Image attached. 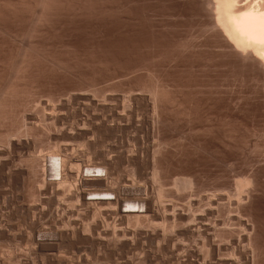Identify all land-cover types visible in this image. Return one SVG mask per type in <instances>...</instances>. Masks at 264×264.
I'll return each instance as SVG.
<instances>
[{"label": "bare ground", "instance_id": "6f19581e", "mask_svg": "<svg viewBox=\"0 0 264 264\" xmlns=\"http://www.w3.org/2000/svg\"><path fill=\"white\" fill-rule=\"evenodd\" d=\"M141 1L143 0H0V144L3 143L5 146L4 149H0V173L5 174L8 183L19 184L24 188L26 185L29 187L26 188L30 190V193L34 189L32 196H30L32 199L36 198L48 206L54 200H57V206L61 207L59 220L57 218L56 221L54 219L53 222H49V228L41 227L48 221H45L46 223L42 221L43 224H41V221L37 219L41 225H35L36 223H31V219L29 222L31 225L26 224L28 226L26 231V228L23 230L24 226L20 228L22 230L19 232L25 231L24 234H19V236L17 234L18 237L11 236V234L8 235L11 237L6 236L8 239L5 242H7L8 247L3 245L5 243L3 242L4 239L0 245L10 249L8 251L3 247L6 252L8 251V254L4 251L5 254L2 248L3 254L0 252L2 256L4 254L8 256H5L6 259H4L0 254V264H23L24 257L21 259L22 255L15 252L18 250V248L15 250V245L20 246L21 243L26 244V247L29 246L35 255L40 256V259L42 258V261L44 260L43 257L48 258L49 254H54V251L59 252V249L66 248L67 250V248H75L79 245L94 250V253L101 255L103 260L107 259L108 261L113 257L121 258L123 255L131 253V251L132 253L133 251L138 252L137 249L141 250L144 255L150 253L151 251L144 250V243L156 242L158 244L157 249L171 252L168 247H170L171 242H174V233L184 235L186 240H197L200 243H198L200 246L197 245L199 247L197 250L192 246L196 251L190 248L191 245L183 249L182 264H264V166L250 168L252 171L249 174L237 179L233 176V193L228 191L225 194L224 191L222 194L214 196L212 193L211 197L199 194L202 191L203 182L198 167L195 168L194 165L188 169L184 168L187 170L185 172L187 179L181 180L176 177L180 182L174 180L175 182L173 181L172 184L174 191H177V189L178 191L179 189L184 190L185 188L189 191L188 189H190L186 205L182 203L184 207L180 208L176 206L177 202L173 203L174 201L172 202L170 199V203L163 201L164 196H173L171 192L169 193L163 188V186L169 184L172 175L169 170L170 164L168 165L170 150L167 146L172 143V141L169 143L167 137L168 121H173L171 120L173 118L177 120L178 117L179 121L183 120L193 125L197 118L204 117L209 121L207 122L208 126H212L215 125L218 118L222 117L225 124H220L219 126H222H218L219 129L217 127V130L220 132V129L225 127L223 131L228 132L227 124L230 123L231 126L238 116V112L245 111L249 107L248 103L238 95L235 88L240 87L236 85L238 83L233 81L234 76V79L231 78L232 74L236 71L241 76V79L238 75V79L235 76L237 82H239V79L241 83L247 82L248 80H245V77H251V80L264 85V0H175L174 3L180 8L179 13H172L175 10L174 5L171 13L169 11H166V14L162 12L164 15L161 16L156 11L159 16L156 14L148 16V14L141 13L138 10L139 4L141 3L142 7L146 5L144 1ZM156 2L163 1L158 0ZM144 3L145 5H143ZM172 3H170L171 6L174 4ZM144 8H147V6ZM187 8L191 9L192 20L190 22L192 21L191 26L194 29L192 30L193 34H190L191 30L188 29V31L190 30L188 32L190 36L194 35L195 42L192 45L190 44L192 42L186 43V41H183L184 39H181V41L178 40L179 38H172L175 33L170 34L171 31L177 30L172 26L178 22L179 18L181 19V16H185L183 12ZM157 10H159V7ZM155 15L156 18H154ZM89 25H92L91 27L99 26L100 33H96L97 27L94 28L95 33L89 31L91 28ZM79 31H82V34H77ZM185 36L183 37L185 38ZM77 38H80L83 42L78 41L79 44H77ZM80 42L83 44L86 42V44L80 45ZM206 55H210V57L208 56L209 59L212 57L213 60L210 59V63H208ZM182 58L189 59V63H185L189 68L188 70H190L188 75L187 72L184 74V71L187 70L184 69L186 66L178 68L181 66ZM141 68H147L146 70L150 72H148L150 76L145 79L146 82L144 83H137V81L134 83L132 80L133 83L129 81L130 83L126 84L129 91L137 89L142 94L137 96H131L130 94V102L127 99V102H129L127 108L129 109H127L128 112L125 115L118 113V110L116 111L115 97L108 95L107 98L106 96L103 97L104 102L101 99L97 102L92 96L86 95V91L84 93L82 91V94L79 91V94L73 88L75 86L78 89L92 88L104 77L124 75L138 71ZM204 68L209 69L210 73V70H212L213 74L216 72L223 74L224 80L221 77V81H218L215 79L216 76H212L215 81L212 80L213 84L210 85V89H206L207 86L204 85L203 77L205 81L208 80V77ZM179 69L183 70L178 72ZM200 76L203 81H199ZM67 81L69 82L66 83ZM245 84H242L241 87ZM71 86L73 89L70 90L74 91L72 94L77 93L78 95H69L68 98L66 97L67 100L65 98V101L62 100L64 97L61 98L62 101L59 100L62 97L61 95H64ZM97 88L91 91L95 93V91L100 90L97 91V96L99 92L102 95L104 91L101 92V90L103 88ZM240 90L245 92L243 91L244 88ZM42 97H46L50 101V105L51 102H56L55 106L53 104L50 106L51 111L47 110L49 109L48 104H44L48 101L41 102V100H44L41 99ZM248 97L250 98L249 95ZM105 100L114 101L115 103L113 105L105 104ZM35 103L39 105H34ZM73 104L76 106L73 107ZM33 105L34 109H37L36 106L41 105L46 112L56 111L55 114L52 112V115L46 118L53 122L46 128L45 137L49 142V146L47 145L49 149L45 150L48 152L46 155L41 153V157L39 155L37 158H35L36 155L32 153V150L44 142V137H41L44 133L41 132H45V128H43L44 131L41 129L39 131L37 126L35 128L34 125L39 120L37 119L38 121H35L34 124L32 121L36 120L37 116L42 113L41 110L44 109H41L40 106L36 111H33ZM142 106L143 109L145 108L153 114V119L151 117V132H149L150 134L144 132L147 134L146 136L150 135L151 138H155L156 143H152L154 146L151 145V149L146 146V148H140L139 150L135 149L137 151L130 153V155L129 153L128 155L122 154V152L114 149L116 144L114 147L108 146V150H104L105 148L101 150L100 148L106 145H103L104 142L111 139L116 132L126 129L129 131L128 128H132V122L134 123L137 119L135 118L133 121L134 113ZM45 110L44 114H46ZM61 111L69 114L72 120H75V125L72 123L70 130L68 128L63 130L64 127L56 129L58 132H54L52 128L51 133L50 127L54 126L56 128L68 118V115L65 114L64 116ZM244 111L242 112L244 113ZM84 112H87L88 116L85 117ZM36 113H38L37 116ZM239 115L241 116V114ZM83 116L84 118L81 119ZM41 117H43L41 120L46 123V120L44 121L45 115L38 116L39 119ZM219 120L221 122L222 119ZM246 121L248 122V120ZM81 122L83 125L85 123L86 127H81ZM141 122L144 123L145 121L142 120ZM135 124L137 123L135 122ZM139 124L140 122L137 125ZM59 128L61 127L59 126ZM133 128L136 134L141 132V127L135 125ZM67 129L68 131H66ZM144 132L142 135L145 136ZM222 132H220V136L217 134L219 136H217L218 140L227 138V135H224L225 138L220 139ZM198 134H201V131ZM207 134L210 136V131ZM214 135L216 133L212 136ZM204 136H202L203 140L201 137H196L199 138L198 144L193 142L194 145H192L191 143L190 151H187L188 161L198 159V152H201L199 150L205 149L201 142L204 139L208 140L209 138L205 137L209 136ZM230 138L228 136L227 141ZM38 140L42 142L37 144ZM225 141H222L224 145H226ZM76 142L78 144L82 143V146H80L83 151L75 150L74 147L76 146L72 147L70 144ZM188 143L190 144V142ZM241 145L243 146V144ZM216 146L222 148L219 144ZM30 151H32L33 156L35 155L34 157ZM112 152L118 154L112 156ZM254 154L251 156H254ZM179 157L177 156V158ZM146 163H149L152 181L157 184V187L154 186V188L156 187L155 192L151 191L152 186L148 191L143 184L142 186H136L133 182L134 185L128 186L127 183L123 184V180L121 182L119 175L121 176L123 173L120 174L119 170L123 164L127 167V174L131 175L132 179L135 176L139 179V177L144 176L143 171L146 168H144V165H147ZM20 164L25 167H20ZM147 172H149L148 169ZM236 175L238 176V172ZM211 182L213 183V181ZM173 188L171 187L172 190ZM23 193L25 192L23 191ZM36 199L34 202H36ZM22 203L24 204L23 201ZM65 203L67 207L63 206ZM27 208L29 210V206ZM28 210H26L27 215ZM40 210L37 211L40 213ZM20 211L24 213L23 209ZM48 212L50 211L48 210ZM57 212H59V209ZM40 214L43 216L45 213ZM73 214L79 216L84 222L88 219H91V222L82 223L83 220L81 219L79 222L78 218H73ZM29 215L31 217L30 213ZM8 216L10 217V215H7V218ZM2 226L0 225V228ZM20 229L17 228V231ZM2 230H0V236L5 238V233ZM17 231H14L13 235H16ZM128 236L130 239H126ZM2 238L0 239L2 240ZM178 242L180 243V241ZM171 245L175 249L179 248L176 243H171ZM19 250L18 252H20ZM221 251L228 253L231 258L229 256L228 258L219 256L223 254V252L220 253ZM37 256L33 254V257ZM52 256L55 255H51L50 258L54 261L53 259L56 258H52ZM58 258L59 256H57L56 261L60 260ZM60 258L66 261L62 257ZM200 258L203 259L202 262H196ZM34 259L36 260V258ZM61 260L59 264L62 263ZM74 261L76 264L77 260ZM95 261H93V264ZM106 261H103L105 263L102 262V264H107ZM80 262L78 264H81ZM37 263L35 262V264ZM128 264L136 263L130 261Z\"/></svg>", "mask_w": 264, "mask_h": 264}, {"label": "rangeland", "instance_id": "374dc122", "mask_svg": "<svg viewBox=\"0 0 264 264\" xmlns=\"http://www.w3.org/2000/svg\"><path fill=\"white\" fill-rule=\"evenodd\" d=\"M145 3H146V5H145V3L143 4V5H145L144 7H146L147 6V8H144V7H142V5H141V3L139 4V6H138V10L141 12V13H145V14H148V16H150V15H154V14H156L157 15V13L156 12H158V14L161 16L163 13H167L166 11H169L170 13H171V11L173 10V8L175 9V10H173L172 11V13H179V7H177L176 6V4L174 3V2H176L175 0L174 1H170V0H160V1H163V2H156V1H158V0H154L153 2L151 1L150 2V0H143ZM143 1H141V2H143ZM150 3H149V2ZM168 1H170V2H168ZM171 2H173L172 4V6H171ZM150 5H149V4ZM158 3V5L156 6V4ZM155 4V5H154ZM169 4V5H168ZM175 5V6H174ZM169 6V7H168ZM174 6V7H173ZM157 7V9H158V7H159V10H157V9H155ZM142 8H144V9H142ZM176 8H178L177 10H176ZM146 9V10H145ZM170 9V10H169ZM191 10V9H190ZM188 8L187 9H184V12H183V14L186 16H181V19L179 18V20H178V22H176V23H174L175 25H173L172 27H175V29H177V30H179V31H177V30H173L172 29V27H170L173 31H171L170 32V34L172 35L173 33H175L174 35H172V38H175V39H178V40H181V39H184L183 41L185 42L186 41V43H190V42H192V43H190L191 45L192 44H194V42H195V39H194V35H191L190 36V34H193V31L192 30H194L193 29V26H191V22H190V20H192L191 19V11H190ZM156 11V12H155ZM176 11V12H175ZM178 11V12H177ZM163 12V13H162ZM188 13V15H186ZM156 15H155V17L154 18H156ZM159 15H157V16H159ZM164 15V14H163ZM184 17V18H183ZM189 17V18H188ZM157 18H159V17H157ZM183 18V19H182ZM186 18V19H185ZM188 20V21H187ZM181 22V23H180ZM187 22V23H186ZM178 23V24H177ZM189 23V24H188ZM92 25H89V27H91ZM179 26V27H178ZM96 27H97V29H96ZM96 27L94 26V27H91L90 29H89V31H92V33H95V29H96V33L98 34V33H100V30L98 29V27L99 26H97L96 25ZM190 27V28H189ZM95 28V29H94ZM192 28V29H191ZM92 29V30H91ZM180 29H182V30H180ZM183 29H187V30H183ZM188 29H190L191 30V32H189L188 31ZM99 30V31H98ZM98 31V32H97ZM175 31V32H174ZM177 32V33H176ZM184 32V33H183ZM188 34H187V33ZM88 33V32H87ZM186 33V34H185ZM77 34H82V31H79V33H77ZM184 34V35H183ZM180 35V36H179ZM186 35V36H185ZM189 35V36H188ZM179 36V37H178ZM183 36H185V38L183 37ZM191 37H193V38H191ZM192 39H194V40H192ZM174 40V39H173ZM190 40V41H189ZM78 41H82L80 38H77V41H76V43L77 44H79V42ZM182 41V40H181ZM83 42V41H82ZM82 42H80V45H85L86 44V42L83 44ZM82 43V44H81ZM207 56V60L209 61H207L208 63H210V59L211 60H213L212 59V57L209 59V57H210V55H206ZM205 56V57H206ZM209 56V57H208ZM188 58H182V63H181V66L180 67H178V68H183V67H185L184 69H187L186 71H184V74H185V72H187V75H188V71H190V70H188L189 68H188V66L187 65H185V63L186 64H188L189 62V59L187 60ZM205 59V60H206ZM164 67H166V66H164ZM163 67V68H164ZM208 68V67H207ZM147 69V68H146ZM145 68H141L140 70H138V71H135V72H131V73H127V74H124V75H110V76H108V78L107 77H104V79L102 78L101 79V81L100 82H98L97 83V85L96 86H94V87H92V88H83V89H78L76 86L75 87H73V88H75L74 89V91L75 92H77V93H79V91H80V93L82 94V91H83V93L85 92L86 93V95L88 94V96L90 95V96H92V98H94L95 99V101H100V99H101V101L102 102H104V99H103V97H105L106 96V98L107 97H109L108 95H110V97H115L116 98V103L114 102V101H111V102H113V103H111V102H109L108 100H105V104L107 103H109V104H111V105H113L114 103L116 104L115 106H116V111L118 112V113H121V114H127V112H128V110L127 109H129V108H127V106H129V102H130V98H131V96H137V95H141L142 93L139 91V90H137V89H134L133 91L131 90V91H129L126 87V84L128 85L130 82H132L133 83V81H134V83L137 81V83H144V82H146L145 81V79H148L149 78V76H150V72L148 73L147 72V70H146ZM165 69H167V67L165 68ZM205 69V68H204ZM180 70V71H179ZM178 70V72H181L183 69H179ZM207 70H208V72H207ZM205 69V72L207 73V75L205 74V72H204V76L206 75L207 77H208V80H207V77H206V80L207 81H205V78L203 77V75H201L202 77H203V79H204V85L205 86H207L206 87V89H210V85L211 84H213V81L212 80H214V78L212 77V76H216V80H218V81H221V79H223L224 78V75L222 74L221 75V73L219 74L218 72H216V73H218V75H216V73H212V70H210L211 71V73L209 72V69ZM143 71H145V72H143ZM139 72H141V73H139ZM139 73V74H138ZM143 73H144V75H143ZM209 73V74H208ZM237 73V74H236ZM149 74V75H148ZM183 74V73H182ZM211 74V75H210ZM234 74V75H233ZM232 74V79H236V77H237V75H238V77H240V79H241V76L239 75V73L238 72H236L235 71V73H233ZM140 75V76H139ZM142 75V76H141ZM210 75V76H209ZM112 76V77H111ZM115 76V77H114ZM131 76V77H130ZM200 76V78H198L199 79V81H203V79H202V77ZM233 76H234V78H233ZM236 76V77H235ZM141 77V78H140ZM212 77V78H211ZM222 77V78H221ZM238 77H237V79H238ZM210 78V79H209ZM221 78V79H220ZM111 79H113V80H111ZM140 79H141V81H140ZM233 80L235 83H238V84H236L238 87H240V88H237L236 87V85H235V89L237 90V92H238V95L239 96H241L245 101H246V103H248V105H249V107H248V109L246 108V110L244 111V110H242V111H244V113L242 112V111H239L238 112V116L237 117H239L240 115L239 114H241V116H240V118H238L237 119V117L235 118V122L233 121L232 122V124H231V126H230V123L229 124H227V128H229V131L227 132H225V131H223L224 129H225V127H224V129L222 128V129H220V132H222L221 133V138L220 139H224L225 138V136L227 135V138L225 139V140H218V138H217V136L219 135L220 136V132L217 130V127L220 125V124H225V122H224V119L222 118V117H220L222 120H221V122H219L220 120V118H218V120H217V122L215 123V125H212V126H208V123L207 122H209L208 121V119H204V117H201L200 119L199 118H197L198 119V121H197V119H196V121L193 123V125L192 124H190V123H187V122H184L183 120L182 121H179V118L177 117L176 119L177 120H175V118H173V119H171V120H173V121H168V124H167V126H169V128H166V130H167V137H168V141H169V143H171V141H172V143L169 145V146H167V147H169V150H170V153H169V155H168V158H169V163H168V165H169V170H170V172L172 173V175H171V183L169 182V184L167 185H165V186H163V188L166 190V191H168L169 193L171 192V194H173V196L171 195H166L167 197H165L164 196V198H163V201H165L166 203L167 202H171V201H169V199L170 200H172V202L173 203H176V206H178V207H184V205L183 204H185L186 205V203H187V195L189 194V191H190V189H188L189 191H187L186 190V188L183 190V189H179V191H178V189H177V191L175 190L174 191V188H173V181L175 180V181H178L179 179H181V180H185V179H187V177H186V175H185V172L187 171L186 169H184V168H191L192 166H194L195 168H197V169H199V171H200V175H201V179H202V191H201V193H199L200 195H203V196H209V197H211V194L214 196V195H217V194H222L224 191H225V194H227V192L229 191V192H231V193H233V188H232V183H233V181H234V177H235V179H237V178H239V177H242V176H246L247 174H249L251 171H252V169H254L255 167L256 168H258L260 165L261 166H264V114H263V112H264V85L262 86V85H260L261 83H256L254 80H251V77H245V80H248L247 82L246 81H244V83H241V81H240V79H239V82L241 83V85L239 86V82H237L236 80ZM107 80V81H106ZM133 80V81H132ZM224 80V79H223ZM105 81V82H104ZM130 81V82H129ZM140 81V82H139ZM212 81V82H211ZM215 81V80H214ZM251 81H253V82H251ZM69 81H67L66 83H68ZM104 82V83H103ZM129 82V83H128ZM211 82V83H210ZM217 82V81H216ZM245 82H246V84H245ZM72 83V82H71ZM120 83V84H119ZM206 83H210L209 85H207ZM234 83V84H235ZM108 84V85H107ZM112 84V85H111ZM242 84H245L243 87H241L242 86ZM257 84V85H256ZM101 85V86H100ZM121 85V86H120ZM247 85H249L247 88H246V86ZM110 86V87H109ZM112 86V87H111ZM114 86H115V88H114ZM98 87V88H97ZM108 87V88H107ZM125 87V88H124ZM257 87V88H256ZM72 88V86L68 89V91L64 94V95H66V96H64V95H61L62 97H60L59 98V100H61V98H63L62 100L63 101H65V98L67 97H69V95L71 96V95H78L77 93H75V94H72V92L74 93V91H71L70 89H73ZM76 88L78 89L77 91H76ZM94 88V89H93ZM96 88L97 89H102L101 90V92L102 91H104L103 93H102V95H101V93L99 94L98 93V96H97V91H100V90H97V91H95V93L93 92L94 90H96ZM107 88V89H106ZM113 88V89H112ZM242 88V90H243V88L245 89V90H243V91H245V92H242L240 89ZM93 89V91H91ZM120 89V90H119ZM248 89V90H247ZM88 90H90V91H88ZM108 90H110V91H108ZM253 90V91H252ZM255 90H256V92H255ZM70 91H71V93H70ZM249 91V92H248ZM69 92V94H67ZM88 92V93H87ZM90 92V93H89ZM115 92H116V94H115ZM138 92V93H137ZM248 92V93H247ZM79 93V94H80ZM242 93V94H241ZM246 93V94H245ZM251 93V94H250ZM113 94V95H112ZM122 94V95H121ZM130 94H131V96H130ZM133 94V95H132ZM244 94V95H243ZM259 94V95H258ZM68 95V96H67ZM94 95H96V96H94ZM112 95V96H111ZM243 95V96H242ZM248 95L250 96V98L248 97ZM251 95H253L252 96V98H251ZM258 95V96H257ZM261 95V96H260ZM118 96H120L119 98H118ZM98 97V98H97ZM127 97V98H126ZM130 97V98H129ZM245 97V98H244ZM256 97V98H255ZM67 98H66V100H67ZM97 98V99H96ZM247 98V99H246ZM258 98V99H257ZM41 99H44V100H41V102L43 101V103L45 102V101H48V102H45L44 104L45 105H47L48 104V106H49V109H47V110H49V111H51L50 110V106L53 104V106H55L56 105V102H51V105L49 104V100L46 98V97H42ZM47 99V100H46ZM103 99V100H102ZM118 99V100H117ZM127 99H128V101L129 102H127ZM61 100V101H62ZM120 100V101H119ZM255 100V101H254ZM263 100V101H262ZM125 102V103H124ZM38 103V102H37ZM37 103H35L34 105H39V104H37ZM57 103H58V101H57ZM44 104H41L42 106H45ZM121 104V105H120ZM34 105H33V111H36L38 108H40V106H36L35 108H37V109H34ZM75 104H73V107H75L74 106ZM41 106V109H44L45 110V108L44 107H42ZM52 106V107H53ZM119 106V107H118ZM142 109H143V106L138 110V112H137V110L135 111L136 113H134V119H133V121L135 120V118H137L135 121H134V123L132 122V128L136 125V126H138V127H141V132H137V134H136V131H135V129L133 128H128L129 129V131L126 129V130H122V131H118V132H116V134L115 135H113L112 136V138L111 139H109V140H107L106 142H104V144L103 145H105V146H102L100 149L101 150H103L104 148V150H108V146H112V147H114V145H115V147L116 148H114V149H117L119 152H122V154L123 153H125V155H128V153H129V155H130V153H133V152H135V151H137V150H139L140 148H144L145 146L146 147H149L150 149L152 148V147H150L151 145L152 146H154L152 143H156V140H155V138H151L150 137V135L149 136H146L149 132H151V129H152V119H153V114H151V112H148L147 111V109H143V113L141 112L142 111ZM31 110V111H32ZM44 110L42 111L41 110V112H39V113H41L40 115H38V116H42V115H45V117H44V121L46 122V123H44L41 119H43V117H41L40 119L38 118V116H37V114L38 113H36V116H37V118H36V120H34V121H32V123L34 124L35 123V121H38V122H36V124H34L35 125V128H36V126H37V128H38V130L39 129H41L42 131H44V129L43 128H45V132H41V133H44V135L43 136H41L42 138L44 137V139H43V141L44 142H42V141H39L37 144H40L41 142V147H40V145H38V146H36V148L34 149V150H32V151H30V153L32 152V153H34L35 155V158H37L39 155V157H41V153H42V155L44 154V155H46V153L48 152L47 150L49 149V145H48V141L46 140V137H45V135H46V128H47V126H49V124H52L53 122L51 121V120H48V119H46L47 117L49 118V116L50 115H52V112L55 114L56 113V111H53L52 110V112H46V110H45V112H46V114H44ZM145 110V111H144ZM32 111V112H33ZM257 112V113H256ZM35 113V112H34ZM49 113H51V114H49ZM61 113H63L62 111H61ZM256 113V114H255ZM49 114V115H48ZM64 114V116H65V114H66V116L68 117V118H66L64 121H63V124H61V125H59L61 128H59V126H57L56 128H54V126H52V125H50V126H52V127H50V129H51V133H52V131L54 130V132L56 131V132H58V130H56V129H62V127H64L63 128V130L65 129V128H68L69 130H70V128H71V126L73 125L72 123H74V125H75V120L73 119L72 120V118L69 116V114H67L66 112H64L63 113ZM84 114V116L86 117V116H88L87 115V112L85 113H83ZM136 114V115H135ZM146 114V115H145ZM150 114H151V116H150ZM141 115V116H140ZM170 115H172V114H170ZM245 115V116H244ZM84 116L83 117H81V119L82 118H84ZM255 116V118H253ZM63 117V116H62ZM145 117V118H144ZM151 117H152V119H151ZM144 118V119H143ZM150 118V119H149ZM38 119V120H37ZM139 119H141L140 121H138ZM148 119V120H147ZM202 119V120H201ZM242 119V120H241ZM252 119H254V120H252ZM80 120V119H79ZM145 121L144 123L143 122H141V121ZM206 120V122H204V121ZM246 120H248V122L246 121ZM260 120V121H259ZM42 121V122H41ZM51 121V122H50ZM238 121V122H237ZM240 121V122H239ZM135 122L138 124L139 122H140V124L142 123V125H137V124H135ZM170 122V123H169ZM179 122H180V124H179ZM237 122V123H236ZM250 122V123H249ZM148 123V124H147ZM182 123V124H181ZM206 123V124H205ZM42 124H44V125H42ZM135 124V125H134ZM190 124V125H189ZM196 125V127H194L193 128V126H195ZM207 125L206 127H207V129H205L206 127H204L205 125ZM242 124V125H241ZM71 125V126H70ZM147 125V126H146ZM254 125V126H253ZM44 126H46V127H44ZM66 126V127H65ZM69 126V127H68ZM80 126L82 127H86V125H85V123H84V125H83V123L81 122V124H80ZM79 126V127H80ZM145 126V127H144ZM178 126V127H177ZM189 126V127H188ZM191 126V127H190ZM222 126V125H221ZM221 126H219V127H221ZM40 127H42V128H40ZM219 127H218V129H219ZM233 127V128H232ZM52 128H53V130H52ZM142 128H146L145 130L144 129H142ZM191 128V129H190ZM204 128V129H203ZM50 129L48 130L49 132H50ZM68 129L66 130V131H68ZM132 131H131V130ZM186 129V130H185ZM204 130V132H203V130ZM142 130H143V132H144V134H145V136L144 135H142L143 134V132H142ZM150 130V131H149ZM198 130H200L201 131V134H198V133H200V131H198ZM222 130V131H221ZM247 130V131H246ZM254 130V131H253ZM40 131V130H39ZM169 131V132H168ZM209 131H210V136L207 134V133H209ZM211 131H214V132H212L211 133ZM245 131V132H244ZM249 131V133H247ZM135 132V133H134ZM188 132V133H187ZM198 132V133H197ZM219 132V133H218ZM252 132V133H251ZM216 133V135H214V136H212L213 134H215ZM246 133V134H245ZM47 134H49V133H47ZM130 134V135H129ZM132 134V135H131ZM150 134V133H149ZM188 134H190V135H188ZM195 134H196V136H195ZM218 134V135H217ZM139 135V136H138ZM142 135V136H141ZM209 136V137H205V136ZM225 135V136H224ZM248 137H247V136ZM250 135V136H249ZM191 136V137H190ZM202 136H204L205 138H209L208 140L207 139H204V141H202L201 142V139L203 140V137ZM215 136H216V138H215ZM218 136V137H219ZM224 136V137H223ZM228 136L229 137H231L230 139H229V141L231 140V142H229V141H227V139H228ZM138 137V138H137ZM139 137H141L140 138V140H139ZM145 137V138H144ZM148 139H147V138ZM181 139H180V138ZM196 137H201V139H200V141H199V144H200V142L202 143V145L204 146V148L205 149H203L202 148V150H199V151H201V152H198V155H199V157H198V159H196L195 161H197V162H195V161H188V158H189V155H187V151H190V148H191V146L192 145H194V144H198V140H199V138H196ZM211 137H213V138H211ZM245 137H247V138H245ZM89 138H91V137H89ZM135 138V139H134ZM144 138V139H143ZM191 138H192V140H191ZM196 138V139H195ZM217 139L218 141H216L215 139ZM249 138V139H248ZM247 141H246V140ZM42 140V139H41ZM46 140V141H45ZM142 140V141H141ZM146 140V141H145ZM148 140H150V142H148ZM155 140V141H154ZM178 140V141H177ZM181 140V141H180ZM182 140H184V141H182ZM249 140V141H248ZM207 141V142H206ZM219 141H225V144L226 145H224V143L221 145V142L219 143ZM235 143H234V142ZM47 144H46V143ZM110 142V143H109ZM143 142V143H142ZM183 144H182V143ZM188 142H190V144L188 143ZM193 142H194V144H193ZM204 142V143H203ZM217 142V143H216ZM246 142V143H245ZM50 143H52V142H50ZM111 143H113V144H111ZM122 143V144H121ZM179 143V144H178ZM188 143V144H187ZM191 143H192V145H191ZM205 143H208V144H205ZM230 143V144H229ZM2 144V147L0 148L1 150H2V148L4 149L5 148V146H4V144L3 143H1ZM1 144H0V146H1ZM43 144V145H42ZM46 146H45V145ZM71 145H72V147H74V146H76V147H74V149L75 150H78V151H83V149H82V143H80V144H78L77 142L74 144V143H70ZM109 144V145H108ZM119 144H120V146H119ZM147 144V145H146ZM175 146H174V145ZM177 144V145H176ZM220 145L222 148H217V146L216 145ZM241 144H243V146L241 145ZM245 144V145H244ZM48 145V146H47ZM77 145H79V146H77ZM81 145V146H80ZM171 145H173L172 147H171ZM183 146V147H181V146ZM189 145V146H188ZM206 145V146H205ZM45 146V147H44ZM177 146V147H176ZM259 146V147H258ZM48 147V148H47ZM107 147V148H106ZM119 147V148H118ZM134 147V148H133ZM145 147V148H146ZM211 147V148H210ZM214 147V148H213ZM44 148V149H43ZM84 148V147H83ZM173 148V149H172ZM213 148V149H212ZM216 148H217V150H216ZM229 148V149H228ZM247 148V149H246ZM261 148H262V150H261ZM45 149H47V150H45ZM81 149V150H80ZM121 149V150H120ZM127 149V150H126ZM135 149H137V150H135ZM148 149V148H147ZM181 150L180 152H178L179 150ZM184 149V150H183ZM215 149V150H214ZM123 150V151H122ZM174 150V151H173ZM185 150H186V152H185ZM127 153H126V152ZM176 151V152H175ZM184 151V152H183ZM234 151H236V152H234ZM250 151H251V154H250ZM253 151V152H252ZM261 151V152H260ZM173 152V153H172ZM175 152V153H174ZM178 152V153H177ZM254 152H255V154H254ZM31 153V154H32ZM113 153V152H112ZM116 153V152H115ZM113 153V154H111L112 156H115V155H117L118 153ZM202 153V154H201ZM232 153V154H231ZM174 154H177V155H174ZM188 154H189V152H188ZM226 155V156H224V155ZM250 154V155H249ZM254 154V156H251V155H253ZM197 155V156H198ZM243 155V156H242ZM249 155V156H248ZM32 156H33V154H32ZM33 156V157H34ZM169 156H171V157H169ZM177 156L179 157V158H177ZM197 156H196V158H197ZM210 156V157H209ZM217 158H216V157ZM219 156V157H218ZM222 156V157H221ZM258 156H263V157H258ZM184 157V158H183ZM225 157V158H224ZM172 158H173V160H172ZM187 160H186V159ZM171 159V160H170ZM178 159V160H177ZM183 159V160H182ZM214 159H216V160H214ZM218 159V160H217ZM246 159V160H245ZM260 159V160H259ZM176 160V161H175ZM185 160H186V163H185ZM190 160V159H189ZM209 160V161H208ZM211 161V162H210ZM222 161V162H221ZM237 161V162H236ZM16 163H17V161H15ZM149 163H150V161H148ZM171 162V163H170ZM219 162V163H218ZM149 163L147 164V165H144V173H143V175L144 176H142V178L141 177H139V179L137 178V176H135L133 179H132V176L131 175H129V174H127L128 173V171L126 170V168L127 167H125V165L123 164L122 166H124V167H120V170H119V173L120 174H122L121 176L119 175V177H120V180H121V182H122V180H123V184H126L127 183V185L129 186V185H134V183L133 182H135V185L136 186H142V184H143V186H145L146 188H147V190L149 191L150 189H151V186H152V192L154 191L155 192V190H156V187H157V184H156V182L154 183V181H152V179H151V169H150V167H149ZM213 163V164H212ZM263 163V164H262ZM18 164V163H17ZM16 164V165H17ZM188 165V167H187V165ZM21 165V164H20ZM178 165V166H177ZM234 165V167H232ZM256 165H258V166H256ZM25 167L24 165H21L20 167ZM181 166V167H180ZM229 166V167H228ZM250 166V167H249ZM260 166V167H261ZM180 167V168H179ZM246 167V168H245ZM173 168V169H172ZM182 168V169H181ZM250 168H252L251 170H250ZM123 171H122V170ZM147 169H148V171L149 172H147ZM175 169V170H174ZM178 169V170H177ZM183 169H184V171H183ZM233 169H235V170H233ZM242 169V170H241ZM248 169V170H247ZM183 172H182V171ZM225 170H228V171H225ZM181 171V172H180ZM235 171V172H234ZM241 171V172H240ZM147 172V173H146ZM177 172V173H176ZM212 172V173H211ZM238 172V176L236 175V173ZM204 173V174H203ZM211 173V174H210ZM234 175H233V174ZM176 174V175H175ZM206 174V175H205ZM219 174V175H218ZM224 174V175H223ZM226 174V175H225ZM240 174V175H239ZM244 174V175H243ZM125 175V176H124ZM129 175V176H128ZM2 176V177H1ZM148 178H147V177ZM207 176V177H206ZM212 176V177H211ZM230 176V177H229ZM234 176V177H233ZM176 177L177 178H179V179H176ZM185 177V178H184ZM6 177H5V174H3V173H0V225L2 226H4V228H3V226L0 228V230H2V232L3 233H5V238H2L1 236H0V238H2V240L0 239V242L1 241H3V239H4V241L3 242H5V240H7L8 238L7 237H11V236H15V237H18L19 236V234H24V232L27 230V228H28V226L26 225L27 223H28V225H31V223H36L35 225H38L39 224V222L41 223V224H43V222L44 223H46L47 221H48V223H46V224H43V225H41V224H39V225H41V227L42 226H44V227H50V223H51V221L53 222L54 221V219H55V221L57 220V218H58V220H59V218H60V214L59 213H61V207L60 206H57L58 205V201L57 200H54L51 204H49V206L46 204V203H44L43 204V202L42 201H39L38 199H36V202H34L35 201V199L33 200L32 199V197H30V196H32V194H33V190H31V193H30V190L29 189H27V188H29L28 186H26L25 185V188L22 186V185H20L19 186V184H14V183H8V181H6L7 180V178L5 179ZM175 178V179H174ZM219 178V179H218ZM132 179V180H131ZM142 179V180H141ZM211 179V180H210ZM214 179V180H213ZM223 179V180H222ZM232 179H233V181H232ZM132 182H131V181ZM135 180V181H134ZM144 180H145V182H144ZM228 180V181H227ZM231 180V181H230ZM139 181H140V183H139ZM174 181V182H175ZM211 181H213V183L211 182ZM224 181V182H223ZM226 181V182H225ZM137 182H138V184H137ZM150 182V183H149ZM179 182H180V180H179ZM230 182H231V184H230ZM131 183V184H130ZM146 183V184H145ZM154 183V184H153ZM212 183V184H211ZM217 185H216V184ZM149 184H151V185H149ZM220 184V185H219ZM9 185V186H8ZM211 185V186H210ZM223 185V186H222ZM2 186V187H1ZM17 186H19L18 188H17ZM154 186H156L155 188H154ZM221 186V187H220ZM25 189H23V188ZM27 187V188H26ZM171 187L173 188V190L171 189ZM209 188V190H208V188ZM214 187V188H213ZM215 187H218V188H215ZM229 187H230V190H229ZM11 188V189H10ZM149 188V189H148ZM154 188V189H153ZM205 188V189H204ZM20 191H19V190ZM32 189V188H31ZM5 190V191H4ZM8 190V191H7ZM14 190V191H13ZM29 190V191H28ZM172 190V191H171ZM220 190V191H219ZM7 191V192H6ZM13 191V192H12ZM19 191V192H18ZM23 191L25 192V193H23ZM28 191V192H27ZM187 191V192H186ZM204 191V192H203ZM211 191V192H210ZM222 191V192H221ZM18 192V193H17ZM21 192V193H20ZM177 192H179V193H177ZM183 192V193H182ZM186 192V193H185ZM210 192V193H209ZM218 192V193H217ZM17 193V194H16ZM26 193H28L27 194V196L29 197H27V196H25V194ZM6 194H7V196H6ZM31 194V195H30ZM184 194V195H183ZM209 194V195H208ZM5 195V196H4ZM12 195V196H11ZM17 195V196H16ZM20 195V196H19ZM21 195H23V196H21ZM3 196H4V198H3ZM9 196V197H8ZM26 197V199H24L25 197ZM2 197V198H1ZM23 197V198H22ZM173 197V198H172ZM178 197V198H177ZM32 200H31V199ZM41 198H42V196H41ZM172 198V199H171ZM177 198V199H176ZM15 199H17V200H15ZM165 199V200H164ZM180 201H179V200ZM20 200V201H19ZM31 200V201H30ZM38 200V201H37ZM5 201V202H4ZM18 201V202H17ZM22 201L24 202V204L22 203ZM57 201V202H56ZM32 202V203H31ZM34 202V203H33ZM38 202H40V203H38ZM55 202V203H54ZM178 202H180V203H178ZM19 203H21V204H19ZM27 203V204H26ZM31 204V206H30V204ZM183 203V204H182ZM35 206H34V205ZM37 204V205H36ZM46 204V205H45ZM66 204V203H65ZM63 205L64 207H67V204L66 205ZM22 205V206H21ZM27 205V206H26ZM40 205V206H39ZM44 205H45V207H44ZM57 207H56V206ZM15 206V207H14ZM16 206H19L18 208L16 207ZM29 206V210H28V207ZM54 206V207H53ZM124 207L126 206V205H123ZM23 207V208H22ZM30 207H32L33 209H31ZM39 207H41V208H39ZM24 208L26 209V210H28V215L26 214V210L24 211ZM35 208H38V209H35ZM44 210H43V209ZM49 208V209H48ZM23 209V212L24 213H21V211L20 210H22ZM41 209V210H40ZM51 209V210H50ZM54 209V210H53ZM56 209V210H55ZM59 209V212H57V210ZM201 209H203V208H201ZM9 210V211H8ZM35 210V211H34ZM37 210H40V213H45V214H43V216H41L42 214H40L39 213V211H37ZM48 210L50 211V212H48ZM4 211V212H3ZM16 212V214H15V212ZM19 211H20V213H19ZM37 211V212H36ZM45 211V212H44ZM52 211H54V212H52ZM3 213V214H2ZM8 213V214H7ZM29 213L31 214V217H30V215H29ZM36 215H35V214ZM48 213V214H47ZM52 213V214H51ZM57 215H56V214ZM21 214H26L25 216H26V218H25V216L24 215H21ZM50 214V215H49ZM59 214V215H58ZM76 214V213H75ZM75 214H73V218L75 219H77L78 218V220H79V222L81 221V220H83V219H81L79 216H77V215H75ZM7 215H10V217L8 216V218H7ZM12 215V216H11ZM15 217H14V216ZM34 215V216H33ZM39 215V216H38ZM16 216H19V217H16ZM36 216V217H35ZM41 216V217H40ZM47 216V217H46ZM49 216V217H48ZM56 218H55V217ZM77 216V217H76ZM3 217V218H2ZM13 217H14V219H13ZM20 217H22V218H20ZM29 217H30V219H29ZM72 217V216H71ZM1 218H2V221H1ZM9 218H11V219H9ZM17 218V219H16ZM20 218V219H19ZM28 218V219H27ZM47 220H46V219ZM50 218V219H49ZM53 218V219H52ZM67 218H68V216H67ZM9 219V220H8ZM32 219V220H31ZM35 219V220H34ZM37 219H39V220H37ZM45 219V220H44ZM81 219V220H80ZM20 222H19V221ZM27 220V221H26ZM30 220H31V223L29 224V222H30ZM50 220V221H49ZM108 220H110V219H108ZM6 221V222H5ZM22 221H24V222H26V223H23ZM33 221V222H32ZM39 221V222H38ZM43 221V222H42ZM46 221V222H45ZM87 221H89V222H91V219L89 220H85V222H87ZM5 222V223H4ZM8 222V223H7ZM23 224H22V223ZM50 222V223H49ZM84 222V220H83V222L82 223H85ZM7 223V224H6ZM16 223V224H15ZM18 224V225H17ZM53 224V223H52ZM51 224V225H52ZM8 225V226H7ZM14 225V226H13ZM24 226V227H23ZM9 227V228H8ZM12 227V228H11ZM23 227V230H24V228H26L25 229V231H22V233L21 232H19V231H21L22 229H20V228H22ZM48 227V228H49ZM221 227V226H220ZM14 228H15V230H14ZM17 228L18 229H20V230H18L17 231ZM4 229H6V231H8V232H6V231H4ZM11 230V232L9 233V231ZM17 231V233H16V235H13L14 233V231ZM13 231V232H12ZM7 234V235H6ZM11 234V236H8V235H10ZM17 234H18V236H17ZM38 235V234H37ZM7 236V237H6ZM180 237V238H177V237ZM183 236V237H182ZM129 237V236H128ZM128 237H126V239H130V237L128 238ZM185 236L184 235H178V233H174V235H173V241L174 242H171V243H176V246L177 247H179V248H176L175 249V247L174 246H172L171 245V243L169 244V246L170 247H168L170 250H171V252H167V251H164V250H159V249H157L156 247L158 246V244L155 242H151V244H149V243H144L145 245V248H144V250H146V251H151L150 253H148V254H143V252L140 250L139 251V249H137L138 250V252H136V251H133V253H132V251H131V253L129 252L127 255H123L121 258H119V257H117V258H110L109 260L110 261H108L107 259V261L104 259H102V256L101 255H97L96 253H94L95 251L94 250H89V248L87 249V247L85 246H81L80 247V245L77 247H73V248H67V250H66V248H62V249H59L58 251L59 252H55L54 251V254L53 253H51V254H49V257L47 258V257H43L44 258V260L42 261V258L40 259V256H37V255H35V253H34V251L29 247H26V244H24L23 245V243H18V244H20V246H18L16 243V245H15V250H17V248H18V250L19 249H21V250H19L20 252H18V250L17 251H15L16 253H19V254H21L22 255V258L21 259H23V257H24V259L25 260H22V263L24 264L25 262H26V264L28 263H30V264H35V262L37 263L38 261H39V259H40V261H42V262H38L37 264H50V263H54L55 262V264H57V262H58V264H59V262H60V260H61V258L60 257H62V259H65L66 261H64V260H61L62 261V263H60V264H68V263H70V264H75L74 262V260L76 259L77 261H76V264H78L80 261H82L83 263H81V264H93V261H95V259H96V261L94 262V264H102V262L103 261H106V263L107 264H112V263H114V261H115V259H116V262L114 263V264H128V262H130V261H132L133 263H136V264H173V262L175 261V263L174 264H182V260H183V249H185V248H188V247H186V246H189L190 247V245H191V247L190 248H192L193 249V247L197 250V249H199V247L198 246H200L199 244V242H197V240H194V241H196V242H194L193 240L192 241H189V240H186V237L184 238ZM177 238V239H176ZM183 239H185V240H183ZM180 241V243L178 242V241ZM177 241V242H176ZM141 242H143V241H141ZM186 244H185V243ZM190 243V244H189ZM191 243H193V244H191ZM199 243V244H198ZM0 244H2V242L0 243ZM10 244V243H9ZM157 244V245H156ZM182 246H181V245ZM185 245V247H184V245ZM3 245H5V246H7L8 247V245H7V242H5V243H3ZM3 245H0V252L3 254V252L5 251L6 252V250H8L9 251V249L7 248V247H5V246H3ZM11 245V244H10ZM150 245V246H149ZM154 247H153V246ZM198 245V246H197ZM17 246V247H16ZM150 247V248H147V247ZM193 246V247H192ZM197 248H196V247ZM3 247H5L6 248V250L3 248ZM20 247V248H19ZM21 247H23V248H21ZM26 247V248H25ZM86 248V249H84V248ZM173 247H174V249H173ZM182 247V248H181ZM4 250H3V249ZM25 248V249H24ZM28 248V249H27ZM78 248V249H77ZM81 248V249H80ZM31 249V250H30ZM74 249V250H73ZM152 249V250H151ZM154 249V250H153ZM180 249V250H179ZM2 250H3V252H2ZM26 250V251H25ZM29 250V251H28ZM62 250V251H61ZM83 250V251H82ZM157 250H159V251H157ZM194 250V249H193ZM196 250H194V251H196ZM7 251V252H8ZM32 251V253L34 254V256H37V257H33V254L32 253H30ZM86 251V252H85ZM92 251H93V253H92ZM169 251V250H168ZM4 252V253H5ZM6 252V253H7ZM23 254H22V253ZM25 252V253H24ZM136 252V253H135ZM161 252V253H160ZM163 252H165V253H163ZM178 252H180V254H178ZM223 252V254L221 255H219V256H221L222 258H228V256H229V258H231V256L228 254V253H226V252H224V251H221L220 253H222ZM0 253V254H1ZM5 253V254H6ZM27 253V254H26ZM59 253H60V255H59ZM91 253V254H90ZM141 253V254H140ZM163 253V254H162ZM175 253V254H174ZM225 253V254H224ZM2 254H1V256H2ZM3 255L2 257L4 258L5 256H8V255ZM8 254V253H7ZM18 254V255H19ZM151 254V255H150ZM177 254V255H176ZM227 254V255H226ZM24 255V256H23ZM51 255H55V256H52V258H56L57 259V256H59V258L58 259H60L59 261L57 260L56 261V259H53L54 261H52V259H50L51 258ZM138 255V256H137ZM173 255V256H172ZM225 257H224V256ZM0 256V257H1ZM20 256V255H19ZM29 256V257H28ZM32 256V257H31ZM66 256V257H65ZM178 256V257H177ZM85 257H86V260H85ZM94 257H95V259H94ZM124 257V258H123ZM180 257V258H179ZM26 258H28V259H26ZM32 258H33V260H32ZM34 258H36V260L34 259ZM47 258V259H46ZM78 258V259H77ZM133 258V259H132ZM178 258V259H177ZM4 259H6V258H4ZM67 259H69V260H67ZM72 259H74L73 261H71ZM83 259V260H82ZM101 259V260H100ZM112 259V260H111ZM171 259V260H170ZM180 259V260H179ZM182 259V260H181ZM34 260H35V262H34ZM48 260H50L49 261V263H47L48 262ZM78 260H79V262H78ZM88 260V261H87ZM103 260V261H102ZM114 260V261H113ZM173 260V261H172ZM202 258H200V259H198V261H196V262H199V263H201L202 262ZM23 261H25V262H23ZM31 261V262H30ZM67 261H69L68 263H67ZM85 261V262H84ZM98 261V262H97ZM111 261H112V263H111ZM179 261V262H178ZM34 262V263H33ZM65 262V263H64ZM100 262V263H99ZM177 262V263H176ZM103 263H105V262H103Z\"/></svg>", "mask_w": 264, "mask_h": 264}]
</instances>
